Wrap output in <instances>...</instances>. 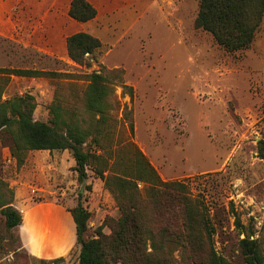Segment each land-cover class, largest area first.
I'll return each mask as SVG.
<instances>
[{
    "label": "rangeland",
    "instance_id": "rangeland-1",
    "mask_svg": "<svg viewBox=\"0 0 264 264\" xmlns=\"http://www.w3.org/2000/svg\"><path fill=\"white\" fill-rule=\"evenodd\" d=\"M88 1L97 16L82 23L69 16L72 0H0V69L56 74L12 75L3 100L33 96V118L40 122H49L55 100L85 118L86 77L123 71L134 97L120 84L109 97L114 139L132 135L163 180L189 185L193 198L205 204L215 250L229 263L244 264L240 241L247 236L258 241L264 257V159L259 156L264 21L249 49L230 53L196 27L200 0ZM79 32L102 43L98 59L89 56L90 67L68 56L67 38ZM9 146L0 139V178L13 191L17 209L40 216L59 209L70 214L81 203L92 213L89 236L106 219H118L115 201L100 179L89 171L85 182L78 181L68 150L31 151L18 169ZM25 203L38 207H22ZM103 232L111 234L108 227ZM12 233L5 232L0 217V264H50L59 258L62 264H79L76 241L66 244L61 256L43 259L23 248L19 227ZM30 245L38 250L32 237ZM175 254L172 264H208L204 254Z\"/></svg>",
    "mask_w": 264,
    "mask_h": 264
},
{
    "label": "trees",
    "instance_id": "trees-1",
    "mask_svg": "<svg viewBox=\"0 0 264 264\" xmlns=\"http://www.w3.org/2000/svg\"><path fill=\"white\" fill-rule=\"evenodd\" d=\"M69 16L85 23L95 19L97 10L88 0H72ZM263 21L264 0H200L195 25L232 53L252 46ZM101 49L100 40L85 32L67 38L68 56L83 66L90 67L89 56L97 60ZM123 74L93 72L86 77L88 84L82 98L85 118L55 100L49 107V122H40L33 118V96L6 100L2 96L12 75L42 78L56 74L0 69V139L10 144L18 169L31 151L68 150L75 161L73 171L78 181L85 182L91 171L112 195L119 217L106 219L94 236L88 235L92 213L81 203L69 211L80 245L79 264H172L178 251L191 258L204 254L208 264H231L215 250L214 228L205 204L193 198L189 185L181 180H163L132 135L114 139L109 97L117 84L134 97V89L124 85ZM131 131L133 134V125ZM259 156L264 159V141L259 142ZM13 203V191L0 178V217L8 234L23 223L22 213ZM235 222L242 228L238 218ZM105 227L111 230L110 235L103 232ZM240 248L244 264H264L257 240L247 236L241 239ZM62 262L59 258L50 264Z\"/></svg>",
    "mask_w": 264,
    "mask_h": 264
},
{
    "label": "crops",
    "instance_id": "crops-1",
    "mask_svg": "<svg viewBox=\"0 0 264 264\" xmlns=\"http://www.w3.org/2000/svg\"><path fill=\"white\" fill-rule=\"evenodd\" d=\"M86 23V22H85ZM38 207L36 204H24L22 207ZM40 206V205H39ZM14 207H21L14 205ZM59 207V206H56ZM23 215V223L19 226V236L23 248L32 256L43 259H53L61 256L66 248L64 246L76 241V227L72 216L59 209L54 214L44 213L42 216L28 213L29 211L18 209ZM32 213V212H31ZM53 219V224L52 220ZM50 223V224H49ZM32 233V236L29 233ZM67 236V237H66ZM34 240L36 248L32 250L30 238ZM49 244L52 248H49Z\"/></svg>",
    "mask_w": 264,
    "mask_h": 264
}]
</instances>
